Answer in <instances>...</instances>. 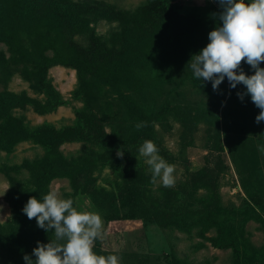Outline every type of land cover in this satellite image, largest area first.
Returning a JSON list of instances; mask_svg holds the SVG:
<instances>
[{
  "label": "rangeland",
  "instance_id": "1",
  "mask_svg": "<svg viewBox=\"0 0 264 264\" xmlns=\"http://www.w3.org/2000/svg\"><path fill=\"white\" fill-rule=\"evenodd\" d=\"M75 2H99L114 6L117 10H133L149 0H74ZM175 8L182 17L200 23L196 36L182 35L183 48L180 56H158L139 72L141 85L137 91L124 92L147 114L154 116L155 136L153 141L161 155L175 166L174 187H164L159 179L152 182V172L146 158L138 154L139 172L143 196L155 202L162 213L172 219H204L217 208L228 209L231 214L222 216L226 227L233 231L242 248L264 247V155L258 145H264V121L256 123L258 109L250 98L237 105L234 92L246 88L238 85L230 89L227 79L219 91H213L212 83L197 82L187 67L194 54H198L209 43L208 35L220 25V5L215 0H163ZM251 2V0H246ZM116 23L100 21L96 25L99 35L107 36ZM0 51L10 57L8 48L0 43ZM243 71L251 76L242 62ZM48 79L59 94L63 104L56 109L40 114L33 106L16 109L14 115L24 116L26 124L36 127L49 124L56 128L71 126L76 120V111L83 101L75 97L78 74L73 68L53 66ZM205 84V85H202ZM0 92L28 97L47 103L45 94L24 78L19 66L0 67ZM107 98L117 113V126L123 129L128 123L118 113L117 95L107 89ZM240 101V100H238ZM239 103V102H238ZM238 122L233 123V117ZM108 131L110 129L108 128ZM89 144L86 142L66 143L60 152L66 157L80 155ZM46 151L31 141L19 142L12 152L0 150V225L5 226L13 216L9 198L10 181L4 169L21 165L25 160L42 158ZM108 154L118 156V153ZM101 171L94 173L97 179L95 201L87 193L75 196V208L81 212H98L103 219V235L94 242L97 255H116L118 264H170L172 254L188 264H233L231 249L217 248L210 238L217 237V229L201 236L198 229L188 234L170 230L158 220L132 212L122 206L120 192L123 190L121 168L106 164L104 158L97 160ZM21 187H32L33 180L28 171L17 177ZM50 191L60 199L72 200V188L68 179L59 178L50 183ZM252 193L260 206L248 202ZM23 208L27 198L21 196ZM254 213L260 222L249 220ZM24 214V213H23ZM108 218L117 217L112 220ZM22 231L13 235L0 228V264H25L23 256L31 255L37 240L34 232L39 229L35 219L24 214ZM238 237V238H237ZM54 239L52 232H44V244ZM35 260V257H32ZM264 260V257H263Z\"/></svg>",
  "mask_w": 264,
  "mask_h": 264
},
{
  "label": "trees",
  "instance_id": "2",
  "mask_svg": "<svg viewBox=\"0 0 264 264\" xmlns=\"http://www.w3.org/2000/svg\"><path fill=\"white\" fill-rule=\"evenodd\" d=\"M103 20L117 24L107 36L96 31V25ZM198 33L199 22L182 17L163 0H149L133 10L74 0H0V43L10 53L8 59L6 53L0 51V67L19 66L24 78L48 98L47 103H42L26 93L0 92V150L10 153L19 142L31 141L46 151L42 158L25 160L21 165L4 169L9 176V198L14 213L5 226L0 225L1 230L11 235L22 231L24 214L20 197L25 196L28 201L34 196L42 201L55 179L69 180L74 207L79 193H87L95 201L97 179L94 173L98 168L101 171L97 160L104 158L106 164L109 162L114 168L122 169L123 190L119 200L130 213L150 214L164 228L188 234L198 229L204 236L215 228L218 235L210 240L217 248L232 250L233 264H264V247L254 249L247 245L244 250L236 237L233 238V231L226 227L225 219H221L231 214L228 209H214L204 219L195 216L172 219L143 196L138 154L144 141L154 140L155 117L147 115L123 89L137 91L141 85V68L158 56H180L184 42L181 36L193 37ZM243 65L250 75L254 74L251 66L246 62ZM53 66L77 71L79 86L75 97L83 101V107L76 111V120L71 126L30 127L24 116L14 115L16 109L33 106L36 112L45 114L63 104L48 79ZM260 67L264 68V63ZM108 88L117 95L118 113L127 120L123 129L117 126L115 107L106 94ZM231 96L237 100V105H242L234 92ZM245 98L251 99L250 96ZM141 122H146L147 126L137 130L136 125ZM234 122H238L236 116ZM73 142L89 145L80 155L66 158L60 152L61 147ZM109 151L124 154L121 158L108 154ZM24 171L30 173L32 187L19 185L17 177ZM250 202L260 206L252 193L248 194L246 204L250 206ZM115 218L107 217V220ZM249 220L261 221L256 213ZM44 232L39 228L34 237L44 243ZM170 264L188 263L173 253Z\"/></svg>",
  "mask_w": 264,
  "mask_h": 264
},
{
  "label": "clouds",
  "instance_id": "3",
  "mask_svg": "<svg viewBox=\"0 0 264 264\" xmlns=\"http://www.w3.org/2000/svg\"><path fill=\"white\" fill-rule=\"evenodd\" d=\"M222 11L218 14L220 25L208 35L209 43L194 54L187 67L197 80L211 82L213 91L227 79L230 89L238 85L246 88L237 92L241 102L251 97L260 109L256 123L264 121V0H215ZM242 62L251 66L254 74L247 75ZM146 122L136 125L137 130ZM264 155V145H258ZM139 153L146 158L152 172V182L160 180L164 187H174L175 166L169 164L151 140L143 142ZM123 152H118L123 157ZM22 212L37 226L52 232L54 239L44 244L37 241L31 255L25 254V264H118L116 255L102 256L93 251L94 242L103 235V219L98 212H81L71 199H60L50 191L42 201L30 197ZM35 257V260L32 257Z\"/></svg>",
  "mask_w": 264,
  "mask_h": 264
}]
</instances>
